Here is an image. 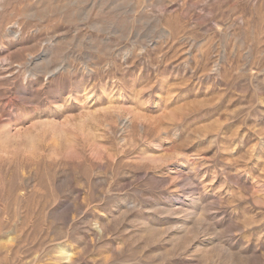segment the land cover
Segmentation results:
<instances>
[{
	"label": "rangeland",
	"instance_id": "obj_1",
	"mask_svg": "<svg viewBox=\"0 0 264 264\" xmlns=\"http://www.w3.org/2000/svg\"><path fill=\"white\" fill-rule=\"evenodd\" d=\"M0 264H264V0H0Z\"/></svg>",
	"mask_w": 264,
	"mask_h": 264
}]
</instances>
